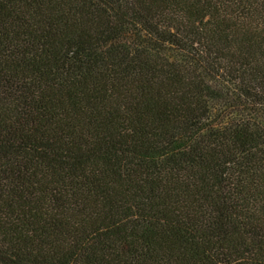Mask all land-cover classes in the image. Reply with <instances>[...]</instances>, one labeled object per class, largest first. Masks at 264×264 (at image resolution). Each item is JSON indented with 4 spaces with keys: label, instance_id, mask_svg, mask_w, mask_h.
Segmentation results:
<instances>
[{
    "label": "trees",
    "instance_id": "obj_1",
    "mask_svg": "<svg viewBox=\"0 0 264 264\" xmlns=\"http://www.w3.org/2000/svg\"><path fill=\"white\" fill-rule=\"evenodd\" d=\"M0 264H264V0H0Z\"/></svg>",
    "mask_w": 264,
    "mask_h": 264
}]
</instances>
